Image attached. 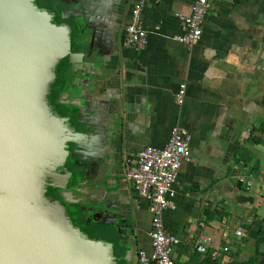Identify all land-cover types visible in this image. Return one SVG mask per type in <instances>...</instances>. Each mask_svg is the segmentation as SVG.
<instances>
[{
	"label": "crops",
	"instance_id": "obj_1",
	"mask_svg": "<svg viewBox=\"0 0 264 264\" xmlns=\"http://www.w3.org/2000/svg\"><path fill=\"white\" fill-rule=\"evenodd\" d=\"M137 1L120 0L119 51L99 62L105 88L120 93L127 114L124 151L115 176L107 172L89 186L111 193L116 177L127 191L137 264L139 249L151 251L150 211L121 162L147 145L163 147L172 126L186 128L190 155L178 169L174 207L162 213L166 232L179 239L172 257L177 264H264V0H208L202 33L190 47L175 39L182 32L176 14L188 15L195 0H144L146 43L135 49L125 42V27ZM203 235L211 239L205 253L196 249ZM216 248L220 255L212 258Z\"/></svg>",
	"mask_w": 264,
	"mask_h": 264
},
{
	"label": "water",
	"instance_id": "obj_2",
	"mask_svg": "<svg viewBox=\"0 0 264 264\" xmlns=\"http://www.w3.org/2000/svg\"><path fill=\"white\" fill-rule=\"evenodd\" d=\"M90 1L56 0L47 7L38 0H0V264L133 261L137 240L127 191L116 177L109 183L114 192L85 188L97 176H115L127 119L120 93L105 88L99 63L119 51L120 0ZM68 2H78V13ZM84 14L88 38L82 36V44L71 50L72 27L65 20ZM64 57L77 99L64 102L78 108L75 122L83 131L49 98ZM68 155L86 169L75 191L64 166ZM123 176L137 192L124 171ZM50 188L61 199L50 195ZM68 205L95 214L78 224Z\"/></svg>",
	"mask_w": 264,
	"mask_h": 264
},
{
	"label": "built area",
	"instance_id": "obj_3",
	"mask_svg": "<svg viewBox=\"0 0 264 264\" xmlns=\"http://www.w3.org/2000/svg\"><path fill=\"white\" fill-rule=\"evenodd\" d=\"M144 0H138L131 10V21L125 27V42L135 49L142 48L146 43L147 30L141 25V11ZM208 0H195L188 15L177 13L176 16L182 23V32L175 36V39L187 46H192L199 40L202 33V23L207 12ZM185 92L184 84L178 90L176 101L181 103ZM190 135L186 128L179 125L172 126L170 135L163 147L157 148L147 145L140 149L133 157L123 158V171L127 178L134 182V188L143 196L150 211V228L148 237L150 239L151 251L147 253L139 249L136 253L137 264H177L172 257L173 247L179 242L175 236L168 234L162 221V213L167 208H173V198L176 194L175 184L178 169L181 162L190 155ZM247 187H250L251 180H245ZM241 235L240 229L235 231ZM227 240V232L223 233ZM201 241L196 249L201 253L207 251L211 239L208 236H201ZM222 251H228V246H221ZM220 255L218 248L210 252L212 258ZM196 264V263H187Z\"/></svg>",
	"mask_w": 264,
	"mask_h": 264
},
{
	"label": "flooded vegetation",
	"instance_id": "obj_4",
	"mask_svg": "<svg viewBox=\"0 0 264 264\" xmlns=\"http://www.w3.org/2000/svg\"><path fill=\"white\" fill-rule=\"evenodd\" d=\"M54 1H56V0H38V3L43 5V6L48 7L47 2L52 3ZM84 1H87L88 5L91 2L90 0H84ZM66 6L74 7L76 12L78 13V9H77V7L79 6L78 2H68V3H66ZM84 17L88 18V15L84 14V15H82V17L76 15L73 17H69L68 19L65 20L66 23H68L72 27V31L69 34L71 36V50H75L77 44H82V41H83L81 39L82 36L85 39L88 38V36H87L88 28L85 27ZM79 29H81L83 31L79 32ZM66 67H67V71L61 76L62 71ZM66 80H69V82L72 81V72L70 71V64L68 63L67 59L64 57L62 60V64L58 69L56 79L51 86L49 98H50V101L55 102V104H54V102L52 104L55 105V109L58 111V113L60 115H64V116L68 117L69 120L71 121V123L73 125H75L76 130L83 131L84 129L81 126L79 127L75 122V118H76L78 108L76 106L69 105V104H66L64 102V101H69V100L76 102V100H77L74 98V96L76 94L74 91V88H72L70 90V92L68 91L69 87H66ZM58 84H59V86H58ZM65 93H67V94H65ZM56 107H58V108H56ZM75 162H77V159L70 157L69 155L66 157V159L64 161V166L66 167L65 169L71 173V177L73 176L72 180L70 181V184H69V188L72 191L76 190V188H77L76 186H78V185H76V182L81 179L80 177H81L82 173L84 171H86V169L84 167L81 168ZM79 172H80V174L78 175L77 173H79ZM86 181H88V180H84L83 182H86ZM80 186L81 185H79V187ZM87 186H89V184H87L85 186V188ZM47 191L50 195L61 199L57 189L50 188ZM91 206H92V203H89L88 207H91ZM68 209H71L69 211V213L71 214V217H72L73 210H74L73 206L68 205ZM92 211L93 210H87L84 212H88L89 216L92 217L95 214ZM73 220H75V219H73ZM122 243H123V241H118L119 246ZM134 252H135V250H133V254H134Z\"/></svg>",
	"mask_w": 264,
	"mask_h": 264
},
{
	"label": "trees",
	"instance_id": "obj_5",
	"mask_svg": "<svg viewBox=\"0 0 264 264\" xmlns=\"http://www.w3.org/2000/svg\"><path fill=\"white\" fill-rule=\"evenodd\" d=\"M67 71V67L64 68V70L62 71V74L61 76ZM59 86V84H58ZM262 131L264 132V125L262 126ZM73 206V209L74 207H78L77 205H72ZM73 214H75V216H77L75 218V221L76 223L78 224H82L84 222H90V219H89V214L88 212H84L83 210H79V208H76V210L74 209L73 210ZM120 253H122V251H120Z\"/></svg>",
	"mask_w": 264,
	"mask_h": 264
},
{
	"label": "rangeland",
	"instance_id": "obj_6",
	"mask_svg": "<svg viewBox=\"0 0 264 264\" xmlns=\"http://www.w3.org/2000/svg\"><path fill=\"white\" fill-rule=\"evenodd\" d=\"M71 83H72V82H69V80H66V87H69V89H70L71 87L74 88V89H76V87H75V86L73 87V86L71 85ZM69 89H68V90H69ZM72 177H73V176H72ZM74 189H75V188H74ZM70 206H71V205H70ZM73 216H74V215H73Z\"/></svg>",
	"mask_w": 264,
	"mask_h": 264
}]
</instances>
